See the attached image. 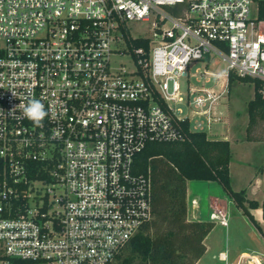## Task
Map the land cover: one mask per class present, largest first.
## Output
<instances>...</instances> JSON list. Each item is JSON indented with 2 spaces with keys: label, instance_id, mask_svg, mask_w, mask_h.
I'll list each match as a JSON object with an SVG mask.
<instances>
[{
  "label": "built area",
  "instance_id": "2783aa9c",
  "mask_svg": "<svg viewBox=\"0 0 264 264\" xmlns=\"http://www.w3.org/2000/svg\"><path fill=\"white\" fill-rule=\"evenodd\" d=\"M260 1L0 0V264L115 260L154 218L138 153L184 140L187 120L192 130L220 121L214 108L230 72L264 80ZM139 20L152 35L131 33ZM125 52L133 69L112 64ZM215 56L227 72L197 68L203 84H192V64ZM214 75L216 85L204 87ZM33 100L47 112L40 124L25 116ZM211 219L229 225L223 211ZM217 257L232 264L227 251Z\"/></svg>",
  "mask_w": 264,
  "mask_h": 264
},
{
  "label": "trees",
  "instance_id": "16d2710c",
  "mask_svg": "<svg viewBox=\"0 0 264 264\" xmlns=\"http://www.w3.org/2000/svg\"><path fill=\"white\" fill-rule=\"evenodd\" d=\"M259 18L264 19V1ZM133 46L147 47L148 39L132 38ZM238 81L254 86L248 101V129L264 120V80L230 72L228 87ZM185 122L187 137L182 141H153L136 156L135 172L151 181L154 218L146 223L110 264H196L206 253V238L215 228L214 220H188V182H219L235 204L262 232L252 209L263 210L264 200L249 198L246 189L232 187L231 142L211 138L205 130H192ZM37 165V164H35ZM124 251L126 253H124ZM0 253V259H6ZM14 264H37L11 259Z\"/></svg>",
  "mask_w": 264,
  "mask_h": 264
},
{
  "label": "rangeland",
  "instance_id": "374dc122",
  "mask_svg": "<svg viewBox=\"0 0 264 264\" xmlns=\"http://www.w3.org/2000/svg\"><path fill=\"white\" fill-rule=\"evenodd\" d=\"M257 8V3H254L252 16L257 15ZM128 25L133 35H152L153 26L151 22L139 20L129 22ZM261 27V31H264V24ZM112 64L116 67L125 66L128 69L135 67L133 57L129 52L113 55ZM197 68L203 72L207 71L214 74L227 72V64L220 56H215L208 64L204 60H199L192 64L189 77L191 83L197 86L203 84L197 81V75H193L199 71ZM217 81L215 75L210 76V81L205 82L203 86L207 88L214 87ZM224 82L225 78L223 77L218 85H222ZM253 97V84L236 81L214 108V115L222 117L221 120H217V123H214L211 128L205 126L203 130L211 138L225 137L231 142L230 174L233 189H246L249 198L263 201L264 120H258L255 125L248 129L247 106L248 101ZM185 113L193 115V110L187 109ZM194 125V120H192V126ZM188 197L187 201L194 197L199 200L197 212L190 208L188 204V220H194L197 217L202 220H212V211L209 207L212 197L222 200L221 204L223 205L220 206V210L224 208L229 220L228 227L215 220L216 226L207 239L209 251L201 259V262H197L198 264H218L217 256L221 251L228 252L232 264H237L240 255L244 252L255 255L259 259V264H264V234L235 204L219 182L191 180L188 182ZM252 213L264 232L262 208L252 209ZM260 221H262V224ZM124 253L126 252L124 251ZM246 257L247 260L243 264H250V258L247 255Z\"/></svg>",
  "mask_w": 264,
  "mask_h": 264
},
{
  "label": "clouds",
  "instance_id": "9594fccd",
  "mask_svg": "<svg viewBox=\"0 0 264 264\" xmlns=\"http://www.w3.org/2000/svg\"><path fill=\"white\" fill-rule=\"evenodd\" d=\"M46 115L44 105L39 100L31 101L25 109V116L36 124H40Z\"/></svg>",
  "mask_w": 264,
  "mask_h": 264
},
{
  "label": "crops",
  "instance_id": "0c3cea01",
  "mask_svg": "<svg viewBox=\"0 0 264 264\" xmlns=\"http://www.w3.org/2000/svg\"><path fill=\"white\" fill-rule=\"evenodd\" d=\"M221 118H222V117H221ZM224 138H225V137H224ZM227 138H228V137H227ZM187 191H188V190H187ZM188 199H189V197H188ZM221 201H222V200L218 199L217 197H212V198H211V200H210V204H209V207H210V209H211L212 212L220 210V206L223 205V204H221ZM221 207H222V206H221ZM194 210H196V212H197L198 208H197V209H194ZM220 211H223L224 213H226L225 210H224V208H223V210L221 209ZM196 212H195V213H196ZM212 212H211V213H212ZM262 217H263V210H262ZM196 219H200V220H202L200 217H197ZM228 221H229V220H228ZM257 222H258V220H257ZM263 222H264V217H263ZM260 223L262 224V221H260ZM258 224H259V223H258ZM259 225H260V224H259ZM228 226H229V225H228ZM225 227H226V226H225ZM260 227H261V225H260ZM261 229H262V233L264 234V232H263V228H262V227H261ZM207 239H208V237H207L206 240H205V243H206V245H207V251H206V253L209 251V245L207 244ZM221 252H222V251H221ZM206 253H205V254H206ZM205 254H204V255H205ZM218 254H219V253H218ZM242 254L245 255V254H250V253H246V252H244V253H242ZM204 255H203V257H204ZM251 255H252V254H251ZM203 257H202V258H203ZM202 258H201V259H202ZM201 259L199 260V262H201ZM199 262H198V263H199ZM198 263H197V264H198Z\"/></svg>",
  "mask_w": 264,
  "mask_h": 264
},
{
  "label": "bare ground",
  "instance_id": "6f19581e",
  "mask_svg": "<svg viewBox=\"0 0 264 264\" xmlns=\"http://www.w3.org/2000/svg\"><path fill=\"white\" fill-rule=\"evenodd\" d=\"M248 256L250 259V264H259V259L257 257H255V255H251V254H245V256Z\"/></svg>",
  "mask_w": 264,
  "mask_h": 264
}]
</instances>
